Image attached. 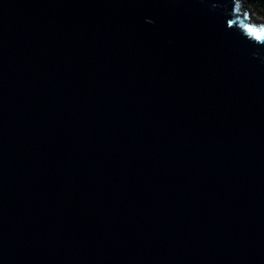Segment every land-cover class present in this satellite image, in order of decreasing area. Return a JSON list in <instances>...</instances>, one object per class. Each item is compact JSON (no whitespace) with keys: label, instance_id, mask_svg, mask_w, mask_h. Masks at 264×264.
<instances>
[{"label":"water","instance_id":"1","mask_svg":"<svg viewBox=\"0 0 264 264\" xmlns=\"http://www.w3.org/2000/svg\"><path fill=\"white\" fill-rule=\"evenodd\" d=\"M0 264H264V19L0 0Z\"/></svg>","mask_w":264,"mask_h":264},{"label":"trees","instance_id":"2","mask_svg":"<svg viewBox=\"0 0 264 264\" xmlns=\"http://www.w3.org/2000/svg\"><path fill=\"white\" fill-rule=\"evenodd\" d=\"M244 2L254 15L264 19V0H244Z\"/></svg>","mask_w":264,"mask_h":264}]
</instances>
